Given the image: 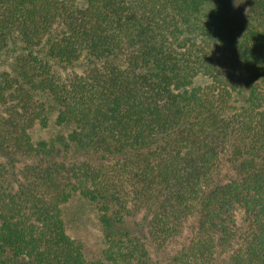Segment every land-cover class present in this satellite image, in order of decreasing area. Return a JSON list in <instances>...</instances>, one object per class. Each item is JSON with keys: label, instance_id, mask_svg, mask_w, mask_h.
<instances>
[{"label": "trees", "instance_id": "trees-1", "mask_svg": "<svg viewBox=\"0 0 264 264\" xmlns=\"http://www.w3.org/2000/svg\"><path fill=\"white\" fill-rule=\"evenodd\" d=\"M0 264H264V0H0Z\"/></svg>", "mask_w": 264, "mask_h": 264}, {"label": "rangeland", "instance_id": "rangeland-1", "mask_svg": "<svg viewBox=\"0 0 264 264\" xmlns=\"http://www.w3.org/2000/svg\"><path fill=\"white\" fill-rule=\"evenodd\" d=\"M209 82L206 78H199L195 85L204 86ZM55 130L51 126L49 130H39V135L48 136L50 132L57 133ZM65 219L69 235L83 244L87 259H100L105 246V239L95 209L82 199L74 198L66 206Z\"/></svg>", "mask_w": 264, "mask_h": 264}]
</instances>
